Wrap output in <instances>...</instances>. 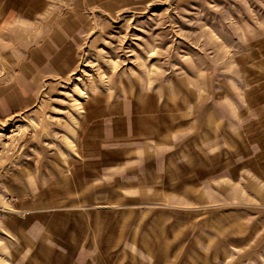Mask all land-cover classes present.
I'll use <instances>...</instances> for the list:
<instances>
[{
	"label": "rangeland",
	"instance_id": "rangeland-1",
	"mask_svg": "<svg viewBox=\"0 0 264 264\" xmlns=\"http://www.w3.org/2000/svg\"><path fill=\"white\" fill-rule=\"evenodd\" d=\"M52 1L78 66L0 125L41 186L0 204V264H264V0Z\"/></svg>",
	"mask_w": 264,
	"mask_h": 264
},
{
	"label": "crops",
	"instance_id": "crops-1",
	"mask_svg": "<svg viewBox=\"0 0 264 264\" xmlns=\"http://www.w3.org/2000/svg\"><path fill=\"white\" fill-rule=\"evenodd\" d=\"M74 5L53 8L52 0H0V125L39 109L49 84L76 70L84 22L83 8ZM64 166L50 167L59 173V179L62 175L66 180ZM1 172L0 160V204L8 207L5 212L13 213L12 205L20 201L17 184L20 194L29 195L24 190L29 180H21L23 173L28 177L27 168L15 167L5 177ZM42 178L39 170L38 179Z\"/></svg>",
	"mask_w": 264,
	"mask_h": 264
}]
</instances>
